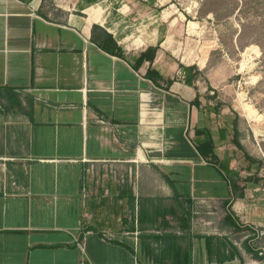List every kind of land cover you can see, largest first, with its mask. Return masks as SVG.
<instances>
[{"label":"crops","instance_id":"1","mask_svg":"<svg viewBox=\"0 0 264 264\" xmlns=\"http://www.w3.org/2000/svg\"><path fill=\"white\" fill-rule=\"evenodd\" d=\"M124 1L0 0V264H264V207L247 203L264 179L239 176L235 117L180 68L207 62Z\"/></svg>","mask_w":264,"mask_h":264},{"label":"rangeland","instance_id":"2","mask_svg":"<svg viewBox=\"0 0 264 264\" xmlns=\"http://www.w3.org/2000/svg\"><path fill=\"white\" fill-rule=\"evenodd\" d=\"M147 1L150 6L134 0L135 15L149 12L153 16L155 11H161V18L157 15L151 20L153 25L181 29L183 51L196 52L207 62L198 76V88L210 84L217 87L215 100L210 103L217 102L219 112L225 109L235 117L238 141L244 148V152L229 150L233 168L240 171V177L264 179V0ZM248 108L257 117L248 115ZM244 153L253 161H247ZM247 200L250 204L260 202V207H264V191L260 195L248 194ZM192 201V205H175L168 198L161 207H223L214 198ZM239 204L240 201L234 207ZM220 214L213 213L215 223L221 219Z\"/></svg>","mask_w":264,"mask_h":264},{"label":"trees","instance_id":"3","mask_svg":"<svg viewBox=\"0 0 264 264\" xmlns=\"http://www.w3.org/2000/svg\"><path fill=\"white\" fill-rule=\"evenodd\" d=\"M109 41H111V44L113 46V50H110L109 47L106 46L105 42H100V46L106 50L108 53L110 54H116L118 56H121V52H120V49L117 48V45L116 43H114V41L111 39V37L105 33V39H107ZM111 39V40H110ZM158 50V47H148L146 49V51L144 53H142L139 58L137 59V63H142L143 61H148L150 63L153 62L154 60V57H155V54ZM180 68H182L183 70H185V79H184V82L186 85L188 86H192V84L194 83V81H196L198 79V76L201 75V72L197 70V68L195 66L193 67H188V68H184L182 66H180ZM146 77L149 78L150 80H152L153 82H155L156 80H161L162 78L152 69H148L147 73H146ZM173 83V80H168L166 81V89H169V87L172 85ZM196 103H197V98H196ZM234 126H235V123H234ZM233 143L235 145V147L239 150V151H242L244 152V148L243 146L240 144V142L238 141V132L235 130V127H234V140H233ZM213 146H212V143L210 140H205L203 143H201L200 145L197 146V151L199 152V154L203 157V158H206L207 156H211L213 158ZM245 156V159L249 162H252L253 160L246 154L244 153L243 154ZM248 168V167H247ZM260 179L258 177H246L243 181L245 183H248V182H258ZM238 180L237 179H232L229 181L230 183V186H231V189H232V193L236 194L238 197L240 198H243L244 196V189H245V186H240L238 185ZM238 192V194H237ZM191 200L188 199L187 201V204L188 205H191ZM177 205H179L177 203ZM223 207H230V204H229V200L227 201H224L223 202ZM183 207V206H181ZM186 213V212H184ZM188 214V213H186ZM227 221H230L228 218H226Z\"/></svg>","mask_w":264,"mask_h":264},{"label":"built area","instance_id":"4","mask_svg":"<svg viewBox=\"0 0 264 264\" xmlns=\"http://www.w3.org/2000/svg\"><path fill=\"white\" fill-rule=\"evenodd\" d=\"M76 243L78 244V246L80 247L81 243H80V240L78 238L75 239ZM77 264H91L85 255H82L80 257V259L78 260Z\"/></svg>","mask_w":264,"mask_h":264},{"label":"bare ground","instance_id":"5","mask_svg":"<svg viewBox=\"0 0 264 264\" xmlns=\"http://www.w3.org/2000/svg\"><path fill=\"white\" fill-rule=\"evenodd\" d=\"M248 112H249L248 115H250L251 117H257V114L253 109L248 108Z\"/></svg>","mask_w":264,"mask_h":264}]
</instances>
